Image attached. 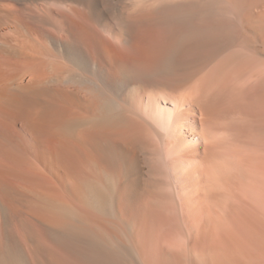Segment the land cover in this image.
<instances>
[{
  "label": "bare ground",
  "instance_id": "bare-ground-1",
  "mask_svg": "<svg viewBox=\"0 0 264 264\" xmlns=\"http://www.w3.org/2000/svg\"><path fill=\"white\" fill-rule=\"evenodd\" d=\"M224 84L264 103V0H0V264H264L181 134Z\"/></svg>",
  "mask_w": 264,
  "mask_h": 264
},
{
  "label": "rangeland",
  "instance_id": "rangeland-1",
  "mask_svg": "<svg viewBox=\"0 0 264 264\" xmlns=\"http://www.w3.org/2000/svg\"><path fill=\"white\" fill-rule=\"evenodd\" d=\"M219 91V120L200 123L198 118H194L192 126L195 131L189 134L181 130V134L186 140V143L183 141L184 147L192 152L188 159L201 162L200 167L205 170L204 188L209 190L214 187L216 169L213 166H218L223 211L226 212L228 203H233L247 217L250 227L252 222H264V161L253 158L258 153L264 154V136L260 124L254 120L264 110V103L262 105L247 97L241 99V90L234 85L224 84ZM241 175L258 180L262 186L261 191L251 188Z\"/></svg>",
  "mask_w": 264,
  "mask_h": 264
}]
</instances>
